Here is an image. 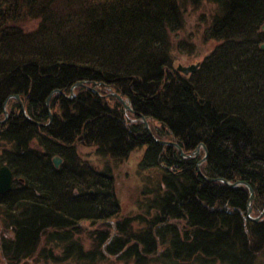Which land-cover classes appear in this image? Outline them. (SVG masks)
<instances>
[{
    "label": "trees",
    "instance_id": "1",
    "mask_svg": "<svg viewBox=\"0 0 264 264\" xmlns=\"http://www.w3.org/2000/svg\"><path fill=\"white\" fill-rule=\"evenodd\" d=\"M214 5L215 42L195 72L174 64L186 5ZM264 0H0V263L264 264ZM181 47V42L179 43ZM111 90L129 100L126 110ZM103 158L91 163L79 148ZM139 150V185L123 213L109 162ZM61 158L56 167L52 158ZM108 163V164H107ZM150 171V172H149ZM149 172V173H148ZM147 173V174H146ZM82 223L91 245L86 248ZM98 226H103L100 228ZM112 259V260H111Z\"/></svg>",
    "mask_w": 264,
    "mask_h": 264
},
{
    "label": "rangeland",
    "instance_id": "2",
    "mask_svg": "<svg viewBox=\"0 0 264 264\" xmlns=\"http://www.w3.org/2000/svg\"><path fill=\"white\" fill-rule=\"evenodd\" d=\"M183 9H185V19L183 27L179 31L174 33L175 35H173L174 47L172 55L174 57V64L176 67L178 65L187 66L199 62L200 59L205 54H207L215 45V42L213 40H207L204 38V29L208 25L209 21L212 20L211 14H213V12L215 11V6L203 2L202 4L195 7L191 6L190 4L186 5ZM180 42L181 47H179ZM78 151L79 155L82 158L88 159L91 163L100 165L104 161L103 158L95 156L94 152L89 148H79ZM139 152V150H137V152H133L129 160H127V164L125 163L114 165L112 161L109 162V165H111L113 168L116 190L121 200L123 213L131 210L137 194L140 179L137 176L135 169L137 160L139 159ZM82 225H84L85 227V230L82 234L83 244L86 248H89L91 245V240L88 238V235H86V228L91 230L93 229V226L89 225V223H82ZM98 227H100L101 229L104 228L103 226ZM24 264L54 263H48V261H46V259H44L43 257L35 256L34 258L25 261ZM98 264L119 263L110 261L108 263L104 262Z\"/></svg>",
    "mask_w": 264,
    "mask_h": 264
},
{
    "label": "water",
    "instance_id": "3",
    "mask_svg": "<svg viewBox=\"0 0 264 264\" xmlns=\"http://www.w3.org/2000/svg\"><path fill=\"white\" fill-rule=\"evenodd\" d=\"M261 29H264V21L261 25ZM261 47L264 48V43L261 44ZM199 66V62L197 63H193V64H190V65H187V66H183V65H178L177 66V69L181 70L182 72H184L185 74H188L190 72H193L195 71ZM84 82L83 81H77L73 84V86L71 87V91H70V95L69 96H66L67 99H71L73 96H74V93H73V88H75L76 86H79V85H82ZM61 94H63L62 91H59ZM110 95L112 96H115L124 106V108L126 110H130V111H133L132 108L130 107V104H129V100L128 99H124L122 98L120 95H118L116 92H110L109 93ZM10 97H15L16 99H19V96L16 95V94H12L10 96L7 97L10 98ZM6 99V100H7ZM49 99H50V95L46 98L45 100V107L48 111V114H49V121L46 123V124H43L41 122H37L35 120H33L32 118H30L28 116V114L26 113L25 111V108L23 106V103L21 102V100L19 99L18 102H19V105H20V110L22 112V115L24 117V119L32 124H36L38 126L40 125H48L50 122H51V119H52V113L50 112V109H49V106H48V103H49ZM6 100L3 102L2 104V108H3V111H4V118L0 120V123H3L6 121V119L8 118V112L6 110ZM136 114L140 117L141 121L143 122L144 124V127L146 128V130L149 132V134L152 136V138L159 144L161 145H165V144H169V145H174L178 150H179V153H180V156L181 157H190V158H194L196 157L201 148L204 150V155L203 157L198 160V162L196 163V170L197 172L207 181H221L225 184H227L228 186L230 187H234V186H237V185H240V184H244L248 187V192H249V196H248V201H247V204H246V217L249 219V220H252L254 222H258L260 220V218L263 216L264 214V208H263V211L256 217H253L252 215H250L251 213V210H252V207H251V203H252V200L254 199V194H253V190L251 188V186L244 182V181H236V182H230L229 180H226V179H223V178H209V177H206L205 175L202 174L201 170H200V167L199 165L206 159V156H207V152H206V147L203 143H200L194 151L190 152V153H185L181 147L175 143V142H170V141H165V140H160V139H157L154 137V135L152 134L151 132V129H150V126L148 124V121H147V118L146 116L140 114V113H137ZM52 161H53V164L54 166H58L61 162V158L58 157V156H54L52 158ZM12 172L11 170L9 169L8 166L6 165H2L0 166V195L1 194H4L6 192H8L10 189H11V186H12Z\"/></svg>",
    "mask_w": 264,
    "mask_h": 264
},
{
    "label": "bare ground",
    "instance_id": "4",
    "mask_svg": "<svg viewBox=\"0 0 264 264\" xmlns=\"http://www.w3.org/2000/svg\"><path fill=\"white\" fill-rule=\"evenodd\" d=\"M176 68V70L179 72V73H181V74H183V75H187V74H185L184 72H182L181 70H179V69H177V67H175ZM196 71V70H195ZM195 71H193V72H195ZM190 73H192V72H190ZM190 73H188V74H190ZM84 83L82 84V85H79V86H84L85 88H88V89H90L91 91H94V92H97L98 93V91L95 89V88H93V87H91L88 83V81H83ZM73 86V85H72ZM71 86V87H72ZM71 87H70V91H71ZM59 91H62L61 89H54L49 95H50V97H51V95L53 94V93H60ZM63 92V91H62ZM110 92H115V91H113V90H111V88H110V91L108 92V94L107 95H109V96H112V95H110L109 93ZM73 93H74V96H75V92H74V88H73ZM61 94V93H60ZM118 94V93H117ZM48 95V96H49ZM62 95H64L65 97L66 96H69L70 95V93L68 94V95H66L64 92H63V94ZM118 95H120V94H118ZM73 96V97H74ZM121 96V95H120ZM72 97V98H73ZM113 97H115V96H113ZM122 97V96H121ZM71 98V99H72ZM116 98V97H115ZM123 98V97H122ZM7 99V98H6ZM5 99V100H6ZM117 99V98H116ZM124 99H127V98H124ZM4 100V101H5ZM8 100V99H7ZM7 100H6V102H7ZM118 100V99H117ZM119 101V100H118ZM120 102V101H119ZM121 103V102H120ZM48 106H49V103H48ZM6 107V106H5ZM7 110V109H6ZM8 112V111H7ZM90 149V148H89ZM92 151H93V149H91ZM94 155L96 156V154H95V152H94ZM248 196H249V194H248ZM262 211H263V209H262ZM261 211V212H262ZM260 212V213H261ZM245 215H246V211H245ZM250 215H252V213H250ZM253 217H256V216H253Z\"/></svg>",
    "mask_w": 264,
    "mask_h": 264
}]
</instances>
